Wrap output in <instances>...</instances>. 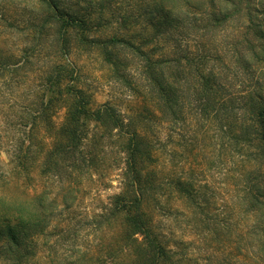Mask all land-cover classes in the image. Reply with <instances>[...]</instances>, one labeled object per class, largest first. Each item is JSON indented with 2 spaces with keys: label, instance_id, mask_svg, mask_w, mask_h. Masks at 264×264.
<instances>
[{
  "label": "rangeland",
  "instance_id": "rangeland-1",
  "mask_svg": "<svg viewBox=\"0 0 264 264\" xmlns=\"http://www.w3.org/2000/svg\"><path fill=\"white\" fill-rule=\"evenodd\" d=\"M63 1L88 27L84 36L81 30H70L61 51L60 30L42 25L43 10L36 0H0V200L14 209L34 198L35 215L26 218L39 225L29 255L22 258L15 250L9 258L0 256V264H134L141 262L139 250L142 259L150 256L146 245L129 247L122 241L124 215L108 217L113 198L126 195L129 185L123 139L89 123L84 150L96 155L90 170L71 175L66 162L49 160L67 112L64 86L69 81L62 82L60 96L47 93V78L63 75L59 66L76 68V87L91 99L93 109L109 104L125 119L141 112V127L157 150L150 167L163 183L144 205L151 231L168 254L162 264L257 263L253 238L261 233L256 219H264V210H255L243 191L262 181L242 177L253 148L229 139L226 128L231 123L240 131L243 122L200 119L197 81L190 77L179 82L184 111L176 120L158 113L146 60L158 61L155 68L171 81L173 66L166 63L172 55L229 57V70L215 61L207 66L222 77L223 90L213 101L227 100L229 91L244 93L249 79L264 77V0ZM164 8L173 10L171 19L177 24L163 25ZM32 17L37 29L30 24ZM111 39L120 42L99 44ZM109 52L116 56L115 65L106 60ZM47 102L49 121L43 123L38 109ZM258 138L255 145L264 149V139ZM251 164L260 170L264 159ZM179 178L197 190L191 203L167 184ZM247 219L257 228L248 231ZM135 238L142 242L141 235Z\"/></svg>",
  "mask_w": 264,
  "mask_h": 264
},
{
  "label": "trees",
  "instance_id": "trees-1",
  "mask_svg": "<svg viewBox=\"0 0 264 264\" xmlns=\"http://www.w3.org/2000/svg\"><path fill=\"white\" fill-rule=\"evenodd\" d=\"M36 4L40 5L43 14V24L45 26H58L59 30V42H61V51L65 48V43L68 44L66 36L70 30H81V36L83 32L87 30L88 22L83 17H80L77 13H71L66 7L63 6V0H36ZM35 4V5H36ZM189 8L193 9L192 5L186 4ZM33 8V6H32ZM81 10V8L79 9ZM164 10H166L164 8ZM195 11V9H193ZM33 14V10L31 11ZM172 9H167L163 18V25L165 27H172L177 24V21L172 18ZM35 18L32 17L30 24L32 28L37 29L38 24L35 22ZM41 25V26H42ZM41 29V28H40ZM88 45H98L96 41H85ZM119 40L111 39L107 42H101L100 45H108L119 43ZM126 44V43H125ZM21 51V49H20ZM178 54V53H177ZM16 54H12L11 57H15ZM146 58L144 55L143 58ZM229 57L219 56H189L184 53L178 55H172L167 61L166 65H172V79L167 80L163 73L155 68L159 64L158 61H154L147 57V77L150 81V94L153 99L155 110L158 113L166 115L171 114L176 120L179 113L184 111V103L182 102L181 86L179 82L186 81L187 77L195 79L197 81L196 88V102H197V115L205 122L211 120H217L219 118H231L236 122H243L238 128L231 123L226 125L229 132V139L234 140L237 143L245 145L247 148H253L249 155H247L248 161H246V168L243 167L242 177L249 179L252 175L256 181L260 179L262 182L258 187L251 185L246 192V196L250 197L252 207L263 213L264 201V164L255 167L251 164L257 162L260 159H264V149L260 145H255L259 141V136L264 139V90L259 88L263 86L264 77L261 75L256 80L249 79L251 85H248L243 91L244 93L237 94L229 91L227 100L221 98L220 100L213 101L215 95H217L222 89L221 75L216 70L208 68V64L211 61H215L219 64L225 65V70H229L230 66L227 63ZM107 62L115 65L116 56L112 52L107 53ZM231 60V59H229ZM235 63L236 60H231ZM173 63V64H172ZM225 63V64H224ZM215 68V67H214ZM185 69V72H182ZM57 71L65 76L63 78L60 74L55 77L47 78L49 89L47 93L60 96L63 91L61 86L64 80L69 83L64 86L66 92V118L64 125L56 131L58 139L53 143V149L49 152V160L55 159V161L66 162L67 167L71 170V175L82 173L85 169L90 170L95 164V154L86 153L85 143L89 136V123L105 126L107 129L115 132L116 136L123 139L124 151H125V165L126 174L128 178V189L126 195H121L113 198L112 207L109 210V219H114L120 215L125 216L126 232L122 241L126 242L129 247L132 245H146L147 251L149 250L150 256L142 259L145 255L142 250L138 251L137 261L140 263L134 264H162L168 254L165 248L161 245L159 236H155L150 228L151 218L145 209L144 205L152 194H158L160 188L163 186L162 181L157 177V174L150 166L156 160L157 150L155 149V143L152 139L144 133L143 127H141V112L136 111L134 118L125 119L117 111L116 108L109 104H104L98 109L91 107V99L84 93V91L75 84V72L76 68L69 67H57ZM244 78L247 75H243ZM70 82L72 84H70ZM258 89L261 90L259 95ZM228 92V91H226ZM214 97V98H212ZM263 100L262 102L257 101ZM49 103H41L38 110L40 118L45 123L47 118V112L50 109ZM152 104V106H153ZM51 106V105H50ZM142 109L149 110L148 107ZM262 118V121L259 119ZM49 121V120H48ZM48 128V127H47ZM141 130H139V129ZM260 128V129H259ZM50 130V129H48ZM202 131V130H201ZM59 163H56L55 168ZM263 168V169H262ZM87 172V171H86ZM243 179V180H244ZM167 184H170L173 190L184 195L190 203L197 197V190L191 182H187L185 179H175ZM165 185V184H164ZM255 191V192H254ZM36 200L28 197L21 203L19 208L8 209L3 207V202L0 200V256H6L9 258V254L13 256L14 251H18L22 258L29 255L30 249L34 248V241L39 236V225L36 221L27 220L26 215H35L31 210V207L35 208ZM246 201V200H245ZM244 202V201H243ZM35 205V206H34ZM195 205V204H194ZM196 206V205H195ZM144 207V208H143ZM256 211V212H257ZM264 214V213H263ZM31 219V218H30ZM256 223L261 230L260 235L254 239L257 252L254 256L255 264H264V219H256ZM263 227V228H262ZM256 224L247 219V229L252 231L256 229ZM252 229V230H251ZM141 235L143 237L142 242L135 237ZM251 235V234H250ZM260 236V237H259ZM138 249V248H135ZM10 260V259H9ZM145 260V261H144Z\"/></svg>",
  "mask_w": 264,
  "mask_h": 264
}]
</instances>
